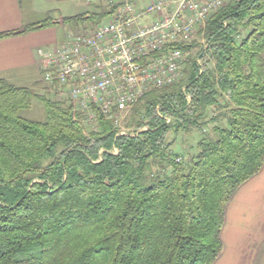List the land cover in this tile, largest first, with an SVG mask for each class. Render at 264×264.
<instances>
[{
  "label": "trees",
  "instance_id": "trees-1",
  "mask_svg": "<svg viewBox=\"0 0 264 264\" xmlns=\"http://www.w3.org/2000/svg\"><path fill=\"white\" fill-rule=\"evenodd\" d=\"M108 12L59 22L94 28ZM177 46L181 78L135 102L123 134L0 78V264L214 263L228 202L264 165V0H227ZM35 96L43 120L22 114ZM193 131L194 153L172 148Z\"/></svg>",
  "mask_w": 264,
  "mask_h": 264
},
{
  "label": "built area",
  "instance_id": "built-area-1",
  "mask_svg": "<svg viewBox=\"0 0 264 264\" xmlns=\"http://www.w3.org/2000/svg\"><path fill=\"white\" fill-rule=\"evenodd\" d=\"M82 1L104 2L105 20L69 32L53 50L39 48L40 82L82 125L95 127L102 115L123 134L121 122L135 102L181 78L187 56L177 44L194 39L227 0Z\"/></svg>",
  "mask_w": 264,
  "mask_h": 264
},
{
  "label": "crops",
  "instance_id": "crops-1",
  "mask_svg": "<svg viewBox=\"0 0 264 264\" xmlns=\"http://www.w3.org/2000/svg\"><path fill=\"white\" fill-rule=\"evenodd\" d=\"M39 16L26 10L23 0H0V33L40 22ZM57 24L0 38V78L14 85L38 84L37 50H53L68 35L60 40ZM220 238L222 248L213 264H264V165L228 202Z\"/></svg>",
  "mask_w": 264,
  "mask_h": 264
},
{
  "label": "rangeland",
  "instance_id": "rangeland-1",
  "mask_svg": "<svg viewBox=\"0 0 264 264\" xmlns=\"http://www.w3.org/2000/svg\"><path fill=\"white\" fill-rule=\"evenodd\" d=\"M147 0H142V2H145ZM24 8L26 10H32L34 14H39L40 19H44L47 16H50L52 19H59L63 17L73 16L78 13L82 12H92L95 10L101 11L103 8L104 2H94V3H87L82 0H23ZM102 4V8L95 7L96 5ZM31 12V11H30ZM105 18L102 19L104 21ZM101 21V22H102ZM91 21L86 22L87 28H90L92 26ZM84 26L80 24L79 26H72V25H62L57 24L56 29L58 32V37L63 39L66 34L69 33V31H72L73 33H78L82 31ZM67 39V37H66ZM186 53V52H185ZM187 56V54H186ZM27 87H30L34 90V92L37 95H43L50 96L51 98L54 97L58 100V97L55 95H52L50 92L47 91L46 87L41 83L35 84V85H25ZM130 109L126 115V117L122 120L121 126L122 130L124 131H132L133 127H129L127 129L125 127V122L127 116H129ZM22 114L28 118L36 119V120H43L45 118V110L43 107L42 101L37 98L36 96L32 99V104L29 109H26L22 111ZM201 132L199 131H193L191 134H178L175 136L174 143L172 144V148L179 152V154L189 156L190 154L194 153L196 151V144L200 138Z\"/></svg>",
  "mask_w": 264,
  "mask_h": 264
}]
</instances>
